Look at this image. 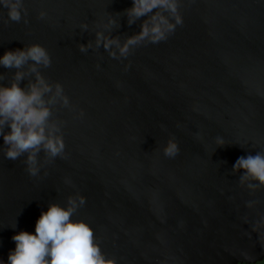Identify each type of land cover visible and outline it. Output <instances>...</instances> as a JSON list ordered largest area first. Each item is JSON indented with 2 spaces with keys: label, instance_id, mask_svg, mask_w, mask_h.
<instances>
[{
  "label": "water",
  "instance_id": "obj_1",
  "mask_svg": "<svg viewBox=\"0 0 264 264\" xmlns=\"http://www.w3.org/2000/svg\"><path fill=\"white\" fill-rule=\"evenodd\" d=\"M24 3L27 24H5L0 8V56L44 46L52 64L40 71L73 107L53 108L66 122L65 157L44 163L41 153L38 176L26 157L0 151V260L7 264L14 234L35 233L50 202L64 206L77 193L86 203L73 218L93 227L117 264H239L242 251L264 259L251 231L264 215V189L250 193L242 172L233 174L239 157L264 150V0H182L183 24L167 40L119 60L78 45L94 41L109 15L121 42L138 33L142 20L129 26L123 13L132 0ZM14 71L0 66L5 86ZM172 137L180 151L168 158ZM250 200L259 203L248 209Z\"/></svg>",
  "mask_w": 264,
  "mask_h": 264
},
{
  "label": "clouds",
  "instance_id": "obj_2",
  "mask_svg": "<svg viewBox=\"0 0 264 264\" xmlns=\"http://www.w3.org/2000/svg\"><path fill=\"white\" fill-rule=\"evenodd\" d=\"M181 2L132 0V6L123 13L129 26L142 20L138 33L127 35L121 42L119 36L111 34L117 21L109 15L106 23L97 25L101 30L95 31L94 41L79 44V51L86 53L89 49L95 51L102 46L111 58L119 60L127 58L141 45L165 41L178 25L183 24ZM0 8L7 9L8 19L3 20L5 24L9 20L19 23L22 19L25 24L28 23L24 0H0ZM46 15V12L40 11L39 18L43 19ZM79 27L86 31L89 26L82 23ZM51 64L50 53L39 43L7 50L0 56V66L15 70L7 86L2 83L4 75L0 74V137L3 139L0 151L12 161L26 157L23 162L32 177L38 176L43 166L39 158L41 153L44 163L65 157L62 129L66 122L54 117L53 108L60 105L71 109L73 106L63 85L50 83L41 73V68H48ZM25 80L26 85L21 87V82ZM80 115H83L82 111ZM216 143L219 147L225 146L222 137H217ZM179 151L174 137L169 138L163 147V154L168 158H175ZM240 172V187H246L250 193L264 189V150L239 157L233 165V174ZM85 203L86 198L79 193L69 195L64 206L50 202L36 221L35 233L21 230L12 236L15 249L10 250L7 264H117L115 258L103 252L93 227L83 219L73 218ZM258 203L257 200H250L246 207L253 209ZM244 219L248 222L247 217ZM251 231L257 234L258 242L264 247V215L251 222ZM240 256L239 264H264V261L254 260L246 251H242ZM0 264L5 262L0 260Z\"/></svg>",
  "mask_w": 264,
  "mask_h": 264
},
{
  "label": "rangeland",
  "instance_id": "obj_3",
  "mask_svg": "<svg viewBox=\"0 0 264 264\" xmlns=\"http://www.w3.org/2000/svg\"><path fill=\"white\" fill-rule=\"evenodd\" d=\"M259 261H264V259H261V260H259ZM259 261H258V262H259Z\"/></svg>",
  "mask_w": 264,
  "mask_h": 264
}]
</instances>
